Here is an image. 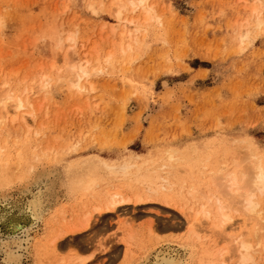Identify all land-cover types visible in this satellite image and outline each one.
I'll return each instance as SVG.
<instances>
[{"label": "rangeland", "instance_id": "1", "mask_svg": "<svg viewBox=\"0 0 264 264\" xmlns=\"http://www.w3.org/2000/svg\"><path fill=\"white\" fill-rule=\"evenodd\" d=\"M110 2L98 6V0H0V98L8 93V87L2 88L7 81L15 94L33 88L31 106L23 115L25 124H7L0 130V147L5 146L9 165L20 156L23 171L33 153L37 160L45 157L31 165L35 163L33 169L38 167L36 171L44 175L50 173L42 181L57 183L66 171L87 162L117 165L129 158L147 168L168 156L190 155L199 161L210 156L206 164L217 168L226 156L235 154L232 149H249V144L264 166V0H148L147 7L153 8L148 23L143 10L132 11L129 5L123 19L117 20ZM132 19L139 22L140 32L128 39L134 30L128 25ZM258 21L263 23L257 26ZM84 61H89L90 76L82 83L85 89L79 90L71 83L68 67ZM43 82V90L36 89ZM15 125L18 129H13ZM26 178L6 189L11 200L20 199L25 186L31 185L30 174ZM110 182V190L126 196L138 188L131 176ZM56 188L58 195L34 227L23 221L18 222L19 229L10 231L1 215L17 212L12 205L0 209V264H13L4 261L6 250L17 252L16 264L61 260L63 264H132L165 243L217 252L232 240L226 236L244 227L237 215L232 221L237 222L230 223L232 230L226 225L227 241L218 240L222 232L214 237L217 232L208 221L203 224L202 216H197L200 224H191L199 209L197 204L190 207L193 198L180 199L179 191L175 195L166 190V197L107 214L96 226L91 223L90 231L54 251L51 240L57 229H63L67 220L92 214L97 204L92 193L100 186L75 198H68L65 188L57 184ZM190 208L192 214L187 212ZM190 224L199 227L203 245L187 238ZM129 234L132 240L126 239ZM261 252L258 264H264ZM229 258L235 260L227 256L225 264L235 263Z\"/></svg>", "mask_w": 264, "mask_h": 264}, {"label": "bare ground", "instance_id": "2", "mask_svg": "<svg viewBox=\"0 0 264 264\" xmlns=\"http://www.w3.org/2000/svg\"><path fill=\"white\" fill-rule=\"evenodd\" d=\"M105 1L106 0H98V4H99L98 6L104 5ZM147 1L148 0H111V2L109 3V9L110 11L111 9L114 10V13L111 11V14L113 13L112 14L113 17L115 16L117 20H122L123 19L122 14H123V11H125L126 13L127 5L130 6L132 11L140 8V10H143L146 13L145 17L148 16V18L144 20L145 22L148 23V21H150L148 19H152L150 15L153 11V8L147 7ZM93 6H94L93 4H89V7L93 8ZM125 20L126 18L123 21ZM259 21H258L257 26L263 23ZM138 24L139 22L135 20L133 21V19L128 21V25H132L134 27V30L130 32L128 39L132 38L133 36H135L136 33L140 32V28ZM128 25L125 26L127 29H129ZM125 27H124V30H125ZM245 34L244 36H242L243 38L247 37V36L245 37ZM121 37L122 36H120V38ZM69 38L68 39L70 40V42L73 41L72 43L74 45L75 43L74 36H70ZM120 42H123V41L121 40ZM73 50L75 51V49ZM88 63L89 61L88 62L84 61V62H80L79 64L78 63L70 64L68 67L69 71H71V76H72L71 83H73L74 84L73 86L78 88L79 90L85 89L82 83L84 80H86L90 76V73L88 72V66H87ZM98 72L96 71V73ZM3 86L8 87V90H7L8 93H6V96H4L2 99L0 98V130L1 131L5 128L7 124H11L13 126V124H15L16 122H20V121H21L20 122L21 126L25 124L23 115L25 114V111L31 106L30 96L31 94H33L31 93L32 92L31 90L33 88H31L30 90L25 88L23 89L21 94L19 93L15 94L14 91L10 89L11 86H10V83H8V81L2 84V88ZM43 88H44V82L39 83V85L36 87V89L38 90H41V89L43 90ZM18 126L19 125H17V128H16V125H15L13 129L15 128L18 129ZM26 136L27 135H25V137ZM5 141H7V139H5ZM8 141L10 142V140ZM13 143H15V141ZM13 145H16V143ZM248 145L249 144H247V147H249V149L246 147H240V146L239 147L236 146L237 148H234L235 150L230 148L233 151H235V154L233 152V154L229 157L224 156L225 158H224V161L221 163L222 165L216 164L217 168H213V167L210 168L211 166L209 167V165H207L209 164L207 163L208 159L212 158L210 156L207 157L208 159L206 158L207 160L204 159L201 161L198 160L200 159L198 157H195V158H198L195 160L190 159L191 156L189 154H186L187 156L189 155L188 156L189 158L188 157L187 158H178V157L176 158L173 156H168V158L165 157L166 159L162 158L161 161L154 162L153 165L151 166L149 164V167L147 168L146 167L141 168L139 167V165L136 166L135 164H133V162L129 158V160H124L120 164H117V165L116 164L113 165L110 163L107 164L106 162H101L100 164L96 165L94 163L87 162L83 164L82 166L80 165V167H78L76 170L66 171L64 174L63 180L57 183L50 181V180L48 182L42 181V179L45 176L49 177L50 173L44 175L45 173H43V171L39 169H38L39 171H36L38 167L36 168V170L33 169V165L38 160L40 161H42V159L44 160L45 157L41 159L38 158L37 160V155H34L33 153L32 155H34L33 157L34 159H32L31 157L32 155H31L30 156L31 159L29 158L31 160V161L29 160L30 164L29 165L24 164L27 168L25 167V169L22 171V169L20 168L21 164H19L20 156L15 161V162L17 161L18 162L15 163V165L10 166L12 164L9 165L8 161L6 160L4 156L5 146L0 147V192H1L0 193V209L5 208L4 211H6V208L9 205L10 206L12 205L11 207L13 208V210L14 211L16 210L17 212V215L13 216L11 213L12 211L11 212L6 211L3 215H1V219H5L4 222L6 224V227L10 231H16V229H19L20 226H18V224H20L23 221L25 222V224L26 223L27 225L29 224L30 227H34L35 225H37L38 222L41 221L44 213L47 211V209H49L50 207L49 204L51 203L53 198L58 195L57 188L55 189L56 184L58 188H61V187L65 188L66 195H68V198L69 197L75 198L77 194L90 191L94 187L100 186L99 191L96 190V192L92 193V197L95 198L97 202L95 207L93 206L92 207L93 209H91L93 210L92 214H90V211L87 210L89 211V213L86 212L87 214L85 213L84 216L79 217V220L77 219L74 222H68L67 220V224L63 226L64 227L63 229L62 228L59 230L57 229L58 232L56 233L54 239L52 238L51 240L52 248H54L53 250L57 251L63 245H68L71 241L74 242L75 240L74 238L82 235L84 232L86 233V231H88L89 229H92L94 225L96 226L99 223L101 218H104V216H107V214L111 212H115V213L119 212L121 208H124V207L126 208V206H133V208L137 206H141L144 203L149 202L150 200L153 201L157 199V196H158V199H159V196L166 197L167 195L163 193V192H166V190L169 192H172V194H175V195H176L175 192L179 191V195L181 196L180 199L181 198L184 199L187 196H189V198H193V199L191 202H188V203L194 206L197 204V207H199L197 212L195 211L196 215L192 218L191 224L193 223L195 224V222L200 224L201 221L202 222L205 220L208 221L211 225L210 227L213 226L212 230H215L216 232L219 231L220 233L222 232L221 234H223L222 235L223 238L222 237L219 238V235H220L219 232L214 233L216 234L214 237L218 235L217 236L219 238L218 240L224 239L225 242L229 240L230 238H232V240L230 239L229 241L230 244L229 243L222 244L221 247L223 245L225 246L221 248V250L220 248H218L220 251H217V252L202 249L203 247H200L202 249L201 250L202 252H196L194 247L192 246L185 245V247L184 246L177 247V245L174 246L172 244L165 243L161 247L152 248V250H150L147 254L145 253L146 255L143 256V258L140 261L137 260L138 261L137 263H132V264H216V263L225 264L226 260L224 261V259L227 256L229 257L232 256V258H235V260H232L231 258L228 259V260L231 259L232 261H235V263L232 262V264H258L262 256L261 251H263L264 253V249H263L264 248V225H263L264 221L261 220V218H263L261 216L264 213V209H263V205H264L263 203L264 202L263 200L264 198V166L261 163V161L258 159V157L254 155L255 152L253 153V150L252 149H251L252 151L250 150L251 147ZM168 153L170 152H167V154ZM173 153H175V151ZM226 153L224 154L226 155ZM45 154L46 152L42 153L41 155H45ZM182 155L183 154H181L180 156L182 157ZM95 157L97 158V156ZM32 162H35V163L31 165ZM72 166L74 167V165ZM32 169L34 170V172L31 171ZM29 174L33 182L31 181L32 186L30 184L29 186L28 185L25 186V188L21 192L22 193L21 198L23 200H21V198L17 200H11V198L8 197L9 191L7 193L5 192L6 189L9 187L12 188L11 185H13L14 183L22 182V180H24L23 178L27 177L26 178V181H27L29 179L28 178ZM127 176L129 177L131 176L133 182L138 187L137 191L134 192L132 196H129V195L126 196L124 194H121L119 191L118 193V192H114L115 190L114 191L110 190L113 187L110 181H113L115 177L125 178ZM33 187L34 189H31ZM66 195H64L63 193V196H66ZM179 205L181 204L179 203ZM186 205L188 204L184 203L183 206L186 207ZM192 205L190 206L191 208H192ZM81 207L83 208L84 206H81ZM177 209L181 210L183 209V207L182 208L179 207ZM190 209L189 210L187 209V212L189 211V213L192 214L193 212H190V211H193L194 208L193 210L192 209L190 210ZM181 212L182 214L184 213L183 210H181ZM199 215L202 216L204 220L201 219V221H199V218L197 217ZM237 215H240L243 218L242 226L244 227L241 228V230L239 228V233L237 231H234V232H237L236 235L233 232L234 236L232 234L228 235V233H227L228 236H226V231H227L226 225L229 226L230 223L235 224L237 221L236 222L235 221L232 222V221L235 220L234 218H236ZM191 217L192 216H190V218ZM239 220L240 219H238V221ZM91 223H94V225L93 224L91 225ZM63 224L64 222L62 223V225ZM203 224L205 225L206 222L205 223L203 222ZM233 224H230L228 229L232 230ZM190 225H188L187 227L186 233H189L187 238L189 237L190 241L197 240V242L201 243L199 240L202 241V239L199 237V233L197 232L199 227L197 228V225H191V226ZM210 227L209 229H211ZM200 230L202 232L203 229H200ZM150 231L149 232L151 234L150 236L152 239V230ZM130 234L126 235L127 240L128 238H130L129 237ZM146 238H148V235ZM157 239L159 240L161 238L158 237ZM218 240H216V242ZM120 244H123V243H120ZM127 246L128 244L125 245V248H128ZM105 248L106 250H110L108 247H105ZM19 249H21L20 245L18 246V250ZM3 254H4L5 262L16 264L19 259L17 252H10L6 250ZM60 259L61 258L59 257L58 260ZM228 260H227V263H229ZM62 262H63L62 260H61V263L60 261H58L59 264H63Z\"/></svg>", "mask_w": 264, "mask_h": 264}]
</instances>
